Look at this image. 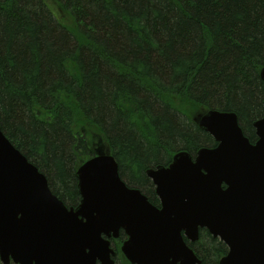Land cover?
Wrapping results in <instances>:
<instances>
[{
	"label": "trees",
	"instance_id": "obj_1",
	"mask_svg": "<svg viewBox=\"0 0 264 264\" xmlns=\"http://www.w3.org/2000/svg\"><path fill=\"white\" fill-rule=\"evenodd\" d=\"M263 67L264 0H0V127L67 207L106 151L159 205L146 171L215 146L207 110L236 112L254 141ZM125 237L115 264H131ZM188 244L200 264L228 253L207 229Z\"/></svg>",
	"mask_w": 264,
	"mask_h": 264
},
{
	"label": "water",
	"instance_id": "obj_2",
	"mask_svg": "<svg viewBox=\"0 0 264 264\" xmlns=\"http://www.w3.org/2000/svg\"><path fill=\"white\" fill-rule=\"evenodd\" d=\"M198 124L215 147L194 159L180 151L169 166L146 171L159 207L126 186L107 153L81 164V202L67 207L0 127V261L115 264L111 238L123 230L131 264H200L185 240L197 241L205 228L228 246L219 264H264V114L254 121L255 143L236 112L211 109Z\"/></svg>",
	"mask_w": 264,
	"mask_h": 264
},
{
	"label": "rangeland",
	"instance_id": "obj_3",
	"mask_svg": "<svg viewBox=\"0 0 264 264\" xmlns=\"http://www.w3.org/2000/svg\"><path fill=\"white\" fill-rule=\"evenodd\" d=\"M205 114V112L204 113H201V114H199L197 117H196V119L197 120H199V118L202 116V115H204ZM104 153H108V151H106V152H104ZM120 247V246H119ZM0 264H3L2 262H0Z\"/></svg>",
	"mask_w": 264,
	"mask_h": 264
}]
</instances>
